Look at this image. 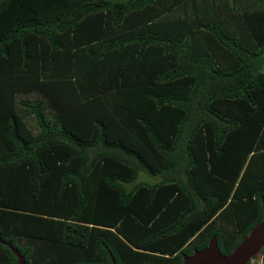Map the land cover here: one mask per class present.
<instances>
[{"label":"trees","instance_id":"obj_1","mask_svg":"<svg viewBox=\"0 0 264 264\" xmlns=\"http://www.w3.org/2000/svg\"><path fill=\"white\" fill-rule=\"evenodd\" d=\"M157 1L0 0V239L26 264H181L260 220L264 0Z\"/></svg>","mask_w":264,"mask_h":264},{"label":"water","instance_id":"obj_2","mask_svg":"<svg viewBox=\"0 0 264 264\" xmlns=\"http://www.w3.org/2000/svg\"><path fill=\"white\" fill-rule=\"evenodd\" d=\"M261 217L260 220L250 228L248 233L235 245L228 253L222 254L216 243V238L212 235L205 247L193 249L190 254L181 253V264H246L251 257L259 252L264 246V197L260 196ZM10 252L15 256L16 264H26L23 256L11 246L9 242L0 239ZM111 264H115L110 256Z\"/></svg>","mask_w":264,"mask_h":264},{"label":"rangeland","instance_id":"obj_3","mask_svg":"<svg viewBox=\"0 0 264 264\" xmlns=\"http://www.w3.org/2000/svg\"><path fill=\"white\" fill-rule=\"evenodd\" d=\"M173 0H158L156 3L153 4L151 7L152 11H156L159 15L156 17L160 19H172L176 18V16L179 17H187L192 18L194 16H198V0H194L193 2H190L188 0H185L177 5H173ZM207 4L209 7L212 3H210L211 0H207ZM250 0H239V3L248 2ZM167 9V10H166ZM198 23H204V21H198ZM232 27V24H228ZM244 34H247L248 31L244 30ZM262 68H264V61L262 63ZM143 180L145 182H153L154 180H157V178L146 174L145 172L139 171L136 176V181ZM218 223L219 222H215ZM234 224H225V222H222L221 228H223L224 232H229L233 228ZM261 254L256 253L257 255H254L250 258L249 264H260V256L264 255V246L261 247Z\"/></svg>","mask_w":264,"mask_h":264},{"label":"crops","instance_id":"obj_4","mask_svg":"<svg viewBox=\"0 0 264 264\" xmlns=\"http://www.w3.org/2000/svg\"><path fill=\"white\" fill-rule=\"evenodd\" d=\"M155 181V180H154Z\"/></svg>","mask_w":264,"mask_h":264}]
</instances>
